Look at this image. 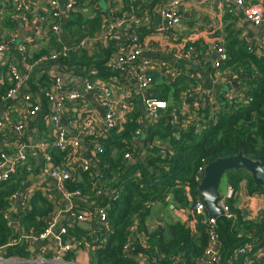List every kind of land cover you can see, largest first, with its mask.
I'll return each instance as SVG.
<instances>
[{
	"label": "trees",
	"instance_id": "obj_1",
	"mask_svg": "<svg viewBox=\"0 0 264 264\" xmlns=\"http://www.w3.org/2000/svg\"><path fill=\"white\" fill-rule=\"evenodd\" d=\"M151 1L153 5L158 2ZM65 18L64 31L71 43L81 35L91 37L100 33L108 19L100 14L85 17L77 9ZM12 23L6 21L9 30ZM61 39L59 33H50L47 44L35 51L29 60L33 62L41 54L48 53L49 49L59 51L65 46ZM231 40L226 49L229 58L222 67L223 70L241 69V77L248 86L245 90L247 103H232L230 109L223 104L222 109L198 130L194 126L186 130L178 129L173 123L171 111L174 108L180 109L182 93L191 82L187 76L180 75L171 82L161 83L150 93L168 101L169 106L161 112L160 119L148 127L144 148L138 150L132 140L134 132L142 127L144 120L140 109L134 106L120 126L102 131L96 136H86L87 140H97L102 149L94 154V167L83 169L76 155L70 152V147L63 150L51 149L54 163L64 165L71 171L72 177L65 182V190H78L81 201L93 202L88 210L93 215L92 222L96 221L94 214L98 207H104L107 213L106 224L92 229L63 222L67 236L74 240L77 248H88L89 264H172L178 257L182 260L181 264H196L207 246L206 232L202 224L172 222L150 228L147 219L152 213V206L157 203L166 204L170 196L173 206L187 207L191 211L196 198L200 197L197 190L199 182L195 179L200 176L199 173L197 175L198 169L218 157L231 156L242 151L245 156L259 160L264 167V51L257 53L249 50L245 42ZM106 44L95 43L92 52L71 48L67 55L59 57L52 65L35 67L26 82L27 89L39 93L44 88H49L53 83L49 73L53 69L62 72L74 71L82 77L89 68H93L97 72L91 78L109 82L116 74L105 66V61L113 50L110 43ZM188 44L189 42L184 43L185 46ZM16 58H20L18 53ZM18 67L21 71L24 70L22 62ZM0 76L2 106L6 104L4 97L14 87V82L8 75L7 65L0 67ZM208 114L207 109L198 110L199 117L205 118ZM33 124L41 131L46 129L43 120ZM9 134L8 141L12 144L16 138L12 133ZM48 138L51 139L52 134ZM1 153L11 154L6 148H2L0 160ZM126 153L131 155L134 163L124 158ZM32 174L34 169L29 164L18 165L5 181H0V250L6 258L34 257L39 251L36 244L40 241L32 242L34 245L30 248V239L10 244L11 239L13 236H20L22 232H42L47 218L56 212L53 202L47 200L39 190H35L26 207L19 201L21 207H18L16 216H13L18 224L17 232L8 225L4 214L10 208L12 212L15 207L11 197H16L21 192ZM224 176L234 188V193L227 199L226 205L235 214V219H228L224 214L216 219L217 233L221 241L220 260L217 264H230L235 251L251 243L252 249L239 255L232 263L244 264L245 256H250L255 249L264 245V220L250 219L240 214L236 208L239 183L245 179L250 193H264V188L255 186L249 174L243 170H229ZM97 189H101L102 194L95 199ZM46 249L43 257L49 258L51 254ZM140 255H144L145 260H140ZM72 258L73 250L65 256L68 261Z\"/></svg>",
	"mask_w": 264,
	"mask_h": 264
},
{
	"label": "built area",
	"instance_id": "obj_2",
	"mask_svg": "<svg viewBox=\"0 0 264 264\" xmlns=\"http://www.w3.org/2000/svg\"><path fill=\"white\" fill-rule=\"evenodd\" d=\"M133 1V0H132ZM230 3L232 6L238 7L246 19L253 25L260 28L261 32L264 34V7L261 2H251L249 0H223ZM78 0H67V3L63 8L59 3V0H48V14H39L37 22L43 24L44 26L40 28V33L45 36V39H49L50 33L60 34L61 27L63 26L62 16L65 17L67 14L74 12L77 9ZM2 5L0 0V14L2 13ZM180 7L181 0H171L166 4H156L153 5L152 11L159 14L166 22L168 27L179 24L180 22ZM150 8V9H151ZM148 7L140 10L142 16H146L151 11ZM31 10V5L29 0H17L12 15V19H16L17 16L22 15L23 20H27L26 13ZM111 15L113 10L111 9ZM131 21L133 24V29L131 33L123 40L118 47L110 53L107 60L105 61V66L111 71L118 73H128L132 76L137 83V87L140 92L144 93L143 98V109L145 114L152 120L158 121L161 117V112L165 111L169 106L168 101L160 99L156 96L150 95L152 88L155 85L154 70L161 71L166 75L167 81L171 82L176 77L181 75V71L172 68L166 61H160L157 65H152L150 62L145 61V68H137L133 63L138 59V57L145 51H159L164 56H170L178 61L187 60L195 53V47L192 45L183 46L180 48L171 47H157L154 42L148 40L144 41L139 34L136 32L137 25L141 22L142 17L133 16L132 18L127 17L122 14L120 17L115 18L113 23L104 24L103 29L100 33L93 35L91 37H81L75 44L70 47L63 46L59 51H49L48 53L41 54L37 57L33 65H52L55 63L59 57L67 55V51L71 48L76 49H88L92 48L95 43L102 42L105 43L109 41L115 32V30L120 29L124 26L127 21ZM27 30L29 31L28 36L25 41L18 42L15 33H8L7 35L0 34V53H4L9 46L14 45L16 51L20 58L18 61H9L7 65V71L10 78L13 79L14 87L6 93L4 100L14 97L18 91H21L29 78L28 73L23 72L19 69L18 65L22 62L23 64L28 61L31 57V51L38 45L35 44L36 37L30 30L34 27L33 22H29L27 25ZM61 35V34H60ZM220 41H214L208 47V52L215 55L214 69L217 76H219L222 82L226 85V90H223L219 95L212 96L211 93L207 94L206 105H209L208 117H199L198 110L200 109V99L197 98V84L187 88L182 93V107L178 110L176 108L172 109L171 117L173 123L178 129L186 130L192 126L196 130L202 127L211 116L218 113L222 109V105L225 104L227 109H230L232 103H247V97L245 95V90L248 86L245 84L244 78L241 77V69H231L225 68L223 70L222 65L229 58L226 53L224 46L219 43ZM248 49L255 51L257 53L264 51V43L258 41L257 43H249ZM21 61V62H20ZM31 65V66H33ZM148 68V69H147ZM96 70L89 68L84 76L81 77V81L84 83L85 89L87 91L98 90L97 105L103 107L105 112L103 119L101 120L95 113H85L80 114L76 117H69L67 119V125L72 128L73 134L69 135V131L63 129L60 123L61 115H65L67 112L72 111V104L75 101H81V95L76 92H66L60 90V74L61 71L56 69L51 70L49 73L50 80L53 83L49 88H44L39 93H33L30 91L22 92L21 98L18 101L16 107L12 109L20 114V119L15 120L11 114V108H1L0 106V145L2 147L9 146L8 136L12 133L13 137L16 138L14 144L16 145V157L9 159L8 155L1 153L0 160V181H5L10 173H12L16 166L26 165L27 163V149L36 150L38 155L41 157L42 166L40 169V176H48L56 181L57 190L60 193V197L63 198L66 204V209L70 219L93 223L91 228L99 227L106 224L107 213L104 207H98L95 210L96 221L92 222L93 215L88 210H77L74 208L75 199H79L80 192L78 190L67 191L65 190L64 184L68 181L72 175L71 171L64 165L55 164L53 157L51 155V149H65L70 147V152L75 154L77 161L82 165L83 169H88L94 167V161L87 160L84 157H79L80 143L78 140V135H93L96 136L102 131L116 128L122 124L125 116L133 106L131 97V88L128 85H124L125 94L116 96L113 91V84L110 82L93 79L90 76L96 74ZM190 77L194 80H198L201 75L199 72H191ZM115 77L113 78V81ZM237 83V86H233V83ZM46 99L51 103L55 109V114L49 116L48 122L51 125L50 131H52V138L48 137L34 143H24V137L26 133L27 124L33 121L34 116L40 109V101ZM206 101V100H205ZM141 133V129L138 128L133 136L132 140L138 138ZM94 154L100 152L101 146L99 142L95 139H90ZM164 153V151H162ZM125 159H130L131 155L126 153L124 155ZM205 165V164H204ZM204 165L198 169L200 176H196L195 179L198 182L201 180L203 174ZM234 193V188L231 184L225 183L222 188L219 186L220 201L219 204L224 211V216L228 219H235V214L229 211L226 205L227 199H229ZM32 192L26 191L25 186H23L21 192L12 198V204H16L18 201L27 206L28 200L31 197ZM102 194L101 189H97L94 195L100 196ZM262 194L261 211L264 213V193ZM13 212V210H12ZM11 212V208L8 212L4 214V218L7 220L8 225L12 226L14 221V215ZM190 213L193 215L194 222L201 223L206 232L207 246L203 254L198 258L196 264H217L220 260V247L221 241L217 233L216 219L207 215L204 204L200 197L196 198ZM60 214L61 211H56L53 215L47 218L46 226L42 232L37 234H27L22 232V234L16 239H11L10 244H15L22 239L31 240L30 248L34 243L43 241L51 237L54 240V246L51 249H46L51 257H43L45 250L42 253L38 252V255L30 259H18V258H6L1 254L0 250V264H10V263H54V264H74L65 259L67 253L72 251L73 244L76 246L74 240L69 238L67 243L61 242V239L67 235V229L60 224ZM64 214V213H63ZM89 248H95V246H88ZM128 247V245H126ZM253 245L247 243L244 247L238 249L233 254L230 259V264H232L239 255L245 254L252 249ZM140 260H145L144 255L139 256ZM177 259L181 258H176ZM234 260V261H233ZM175 261L172 264H175ZM244 264H264V260L258 258L247 259L244 258Z\"/></svg>",
	"mask_w": 264,
	"mask_h": 264
},
{
	"label": "crops",
	"instance_id": "obj_3",
	"mask_svg": "<svg viewBox=\"0 0 264 264\" xmlns=\"http://www.w3.org/2000/svg\"><path fill=\"white\" fill-rule=\"evenodd\" d=\"M31 5V10L26 13L27 20L22 19V15L17 16L16 19H12L14 12L15 4L17 0H1L2 13L0 14V34L7 35L8 33H15L18 42L25 41L29 31L27 30V24L29 22L34 23V27L30 32L35 35L36 40L35 44L38 46L33 48L31 51L32 59L35 51H38L43 46H45L49 39H45V36H42L40 33V28L44 25L37 22L38 15L40 13L48 14V0H29ZM157 4H166L171 0H157ZM251 2H261L264 7V0H249ZM61 8L65 6L67 0H59ZM152 1L151 0H78L77 10L80 11L85 17H93L100 14L102 17L107 16V23H113L115 18L120 17L122 14H125L127 17L133 16L142 17L141 22L137 25L136 32L144 41H152L157 45V47H171V48H180L185 46V42H189L188 45L195 47V53L187 60L178 61L173 58H170L172 61L162 59V53L159 51H145L143 52L138 59L133 63L137 68H145V61L150 62L153 66L157 65L160 61H166L174 69L181 71V75L187 76L191 82L188 87L197 84V98L201 102L200 109L209 110V105H206L207 94L211 93L212 96L219 95L223 90H226V85L222 82L221 78L217 76L214 69L215 55L211 52H208V47L214 41H220L225 50L227 49V44L235 39L236 41L249 43H257L261 41L264 43V34L261 32L260 28L250 23L246 17L243 15L242 11L236 7L232 6L230 3L223 0H181L180 7V22L177 25L172 27L167 26V22L159 15L152 11ZM151 8L150 12L146 16H142L140 10L143 8ZM111 9L113 14L111 15ZM29 14V16H28ZM117 14V15H116ZM63 24L65 22V16L63 15L61 19ZM9 20L12 23V28L10 30L6 27V21ZM133 24L129 20L124 26L120 29L115 30L111 39L105 44L110 43L113 46L114 51L118 45L123 41L121 37L128 36L132 29ZM103 29V27H102ZM60 38L65 43V46L70 47L75 44L83 35L77 38L73 43L69 41V36L65 33L64 29L60 31ZM106 44V45H107ZM93 48H90V52L93 51ZM54 49L49 51H53ZM111 51V52H112ZM16 47L11 45L4 53H0V67L6 65L9 61H18L16 58ZM110 55V54H109ZM164 56V55H163ZM108 58V57H107ZM36 59V58H35ZM35 59H33L35 61ZM33 62L28 59L22 66L24 68L23 72H27L30 78V73L37 66L42 65H33ZM33 65V66H31ZM148 69V68H147ZM62 72V71H61ZM155 85L152 88L154 92L161 83H168L166 75L163 72L154 70ZM191 72H199L201 77L198 80H194L190 77ZM7 75V74H6ZM9 75V74H8ZM115 80L113 81V78ZM1 78V76H0ZM28 78V79H29ZM105 81V80H104ZM110 84L113 86V91L116 96L125 94L124 85H128L131 88V97L133 106L138 107L144 116L142 122L141 133L137 139H135L134 144L139 148L145 147L146 132L150 124H153L154 121L150 119L144 112L143 109V98L144 93L140 92L136 80L130 76L128 73H118L116 76H113L110 79ZM186 88V89H187ZM60 90L66 92H76L81 95V101H75L72 104V111L67 112L65 115H61L60 123L64 130L69 131V135L73 134L71 127L67 125V119L69 117H76L81 113H95L101 120L104 115V108L97 105V97L99 95L98 90L87 91L85 89L84 83L81 81V76L74 71H63L60 74ZM29 91L27 85L19 91V93L6 99V104L2 105L1 108H11L12 117L15 120L20 119V114L13 110V107H16L18 101L21 98L22 92ZM31 92V91H30ZM206 100V101H205ZM171 102V99L169 100ZM40 109L37 114L34 116L32 123L27 124L26 133L24 137V143H34L48 137L52 133L50 131L51 125L48 122L49 116L55 114V109L51 103L46 99L40 101ZM180 103V102H179ZM178 103V104H179ZM181 104V103H180ZM182 107V106H181ZM179 105V108H181ZM1 117V115H0ZM43 120L45 125L44 130H40L36 124H33L35 121ZM87 134L78 135V140L80 143L79 148V157H84L87 160H93L94 151L89 143V140L86 138ZM155 143V140H153ZM6 148L11 154L8 155L9 159L16 157V145L14 143L9 144V146L2 147L0 145V150ZM144 151V150H143ZM142 151V152H143ZM141 152V153H142ZM140 153V154H141ZM27 163L30 167L34 169V174H32L23 186H25L26 191L39 190L41 194L49 201L53 202L55 211H61L64 213L65 218H70L67 212H64L66 209V204L60 193L57 190L56 181L53 178L48 176H40V169L42 166L41 157L38 155L36 150L27 149ZM132 162V158H130ZM228 183L226 177H224V183ZM188 191V189H187ZM32 195V194H31ZM97 195L94 196L97 199ZM261 192H249L247 189V181L245 179L241 180L239 183L237 191V202L236 208L239 210L240 214L244 215L246 218L250 219H263L264 213L261 211V202H262ZM83 200V199H82ZM93 202L86 201L83 202L81 199H75L74 207L77 210H89ZM82 205V206H80ZM80 206V207H79ZM18 207H21L20 202L17 200L14 209L18 210ZM88 208V209H86ZM14 215V213L12 214ZM61 215V214H60ZM60 218V224L63 225V222H68ZM172 222H181L187 223L188 225L194 224V219L190 210L187 207H175L171 203L170 196L168 197L166 204L157 203L152 206V213L147 219V225L150 228H155L158 226H163ZM92 225L93 223H88ZM92 229V228H90ZM69 237L66 235L61 239V242L67 243ZM39 249V253H42V250L51 249L54 246V240L48 238L43 241H40L36 244ZM73 258L70 262L74 264H89V251L88 248H77L73 247ZM38 252L36 255H38ZM248 259L258 258L264 260V245L255 249L252 254L246 256ZM182 260L177 259L175 264H181ZM245 262V261H244Z\"/></svg>",
	"mask_w": 264,
	"mask_h": 264
},
{
	"label": "water",
	"instance_id": "obj_4",
	"mask_svg": "<svg viewBox=\"0 0 264 264\" xmlns=\"http://www.w3.org/2000/svg\"><path fill=\"white\" fill-rule=\"evenodd\" d=\"M62 29H64V26L61 27V31ZM162 59L172 61L169 57L163 55ZM233 86H237V83L234 82ZM18 93L19 91L17 92V94ZM132 162L134 163L135 160L133 159ZM229 170L245 171L249 174L252 183L255 186L264 188V167L259 160H254L245 156L242 151H239L235 155L218 157L212 161L207 162L204 165L203 174L201 180L197 185V190L204 204L205 211L210 217L218 218L224 214V211L219 204V186L221 183V179ZM19 199L20 198H18V200ZM13 213L15 217L16 209H13ZM60 217L61 219L71 222L72 224H76L84 229L91 228V225H89L87 222H82L70 218L66 219L63 213L60 215ZM12 227L13 231L17 232L18 224L16 221H13ZM12 239H16V236H13ZM73 247H75L74 244Z\"/></svg>",
	"mask_w": 264,
	"mask_h": 264
},
{
	"label": "rangeland",
	"instance_id": "obj_5",
	"mask_svg": "<svg viewBox=\"0 0 264 264\" xmlns=\"http://www.w3.org/2000/svg\"><path fill=\"white\" fill-rule=\"evenodd\" d=\"M52 50V49H51ZM225 177V176H224ZM224 177L221 179V183H220V188H222L223 183H224Z\"/></svg>",
	"mask_w": 264,
	"mask_h": 264
}]
</instances>
